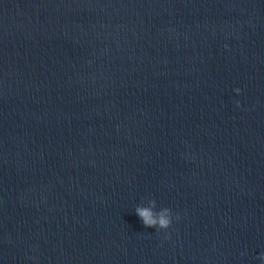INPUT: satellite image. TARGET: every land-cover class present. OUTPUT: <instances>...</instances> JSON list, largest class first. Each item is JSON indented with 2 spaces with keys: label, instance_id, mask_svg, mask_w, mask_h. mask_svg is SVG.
Wrapping results in <instances>:
<instances>
[{
  "label": "water",
  "instance_id": "obj_1",
  "mask_svg": "<svg viewBox=\"0 0 264 264\" xmlns=\"http://www.w3.org/2000/svg\"><path fill=\"white\" fill-rule=\"evenodd\" d=\"M261 253L264 0H0V264Z\"/></svg>",
  "mask_w": 264,
  "mask_h": 264
},
{
  "label": "clouds",
  "instance_id": "obj_2",
  "mask_svg": "<svg viewBox=\"0 0 264 264\" xmlns=\"http://www.w3.org/2000/svg\"><path fill=\"white\" fill-rule=\"evenodd\" d=\"M227 47V45L225 46ZM237 95L241 94V89H235ZM237 107H240V102L237 101ZM156 201L150 200L149 206L144 207L142 205H138L135 209L136 214L142 220L143 224L147 228H155L156 231H167L173 224V214L171 209L163 208L159 212L155 211ZM179 218L178 216L176 217ZM167 238V237H166ZM258 259L264 261V253H261L258 256Z\"/></svg>",
  "mask_w": 264,
  "mask_h": 264
}]
</instances>
